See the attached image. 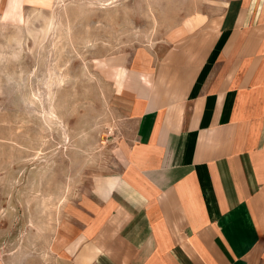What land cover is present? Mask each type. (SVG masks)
Listing matches in <instances>:
<instances>
[{
	"label": "crops",
	"instance_id": "obj_1",
	"mask_svg": "<svg viewBox=\"0 0 264 264\" xmlns=\"http://www.w3.org/2000/svg\"><path fill=\"white\" fill-rule=\"evenodd\" d=\"M210 1L120 82L133 134L86 264H264V0Z\"/></svg>",
	"mask_w": 264,
	"mask_h": 264
},
{
	"label": "rangeland",
	"instance_id": "obj_2",
	"mask_svg": "<svg viewBox=\"0 0 264 264\" xmlns=\"http://www.w3.org/2000/svg\"><path fill=\"white\" fill-rule=\"evenodd\" d=\"M211 4L0 0V264H86L133 134L121 84Z\"/></svg>",
	"mask_w": 264,
	"mask_h": 264
}]
</instances>
